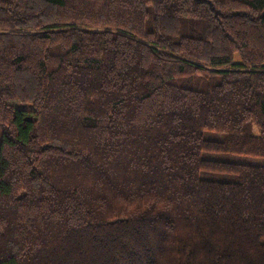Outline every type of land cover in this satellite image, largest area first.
<instances>
[{"label": "trees", "instance_id": "obj_1", "mask_svg": "<svg viewBox=\"0 0 264 264\" xmlns=\"http://www.w3.org/2000/svg\"><path fill=\"white\" fill-rule=\"evenodd\" d=\"M0 132V264H264V0H0Z\"/></svg>", "mask_w": 264, "mask_h": 264}, {"label": "rangeland", "instance_id": "obj_2", "mask_svg": "<svg viewBox=\"0 0 264 264\" xmlns=\"http://www.w3.org/2000/svg\"><path fill=\"white\" fill-rule=\"evenodd\" d=\"M203 138L205 140H214L221 141L223 139V135L214 132H204ZM0 140H1V132H0ZM203 159L214 160V161H223V162H232L244 165H253V166H264V158H253L246 156H238L231 154H215V153H203L201 155ZM200 178L210 181L217 182H228L233 183L237 181V177L234 175H226L219 173H200Z\"/></svg>", "mask_w": 264, "mask_h": 264}]
</instances>
